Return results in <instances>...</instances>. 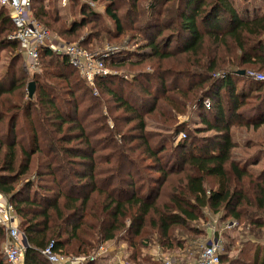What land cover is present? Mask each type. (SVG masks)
<instances>
[{"label": "trees", "instance_id": "trees-1", "mask_svg": "<svg viewBox=\"0 0 264 264\" xmlns=\"http://www.w3.org/2000/svg\"><path fill=\"white\" fill-rule=\"evenodd\" d=\"M103 1L113 28L88 2L69 0L64 16L55 0L32 5L45 28L84 49L94 39L129 42L107 62L125 78L93 85L49 46L30 77L0 8V52L9 53L0 65V194L28 241L24 264H50L41 253L50 242L65 256L114 243L131 264H161L145 249L183 251L180 238L204 235L205 211L242 227L239 254H222L221 264H264V247L248 248L264 238V169L236 156L233 130L264 125V82L249 76L264 71V10L251 0ZM6 236L0 227V264Z\"/></svg>", "mask_w": 264, "mask_h": 264}, {"label": "built area", "instance_id": "built-area-1", "mask_svg": "<svg viewBox=\"0 0 264 264\" xmlns=\"http://www.w3.org/2000/svg\"><path fill=\"white\" fill-rule=\"evenodd\" d=\"M34 0H0V8L10 12V18L15 27V32L10 39L17 40L20 44L19 52L24 54L29 62L31 71L40 68V49L49 46L55 53L68 56L71 64L77 68L83 78L91 85L98 77L118 75L117 72L107 65L108 60L114 54L129 50V46H107L90 52L75 45L56 44L52 32L45 28L32 15ZM69 0H60L61 7H66ZM94 5L93 3H91ZM249 76L257 81L264 82V74L249 72ZM125 78V76H124ZM185 137V135H183ZM182 137V138H183ZM0 227L4 228L9 241L4 248V256L9 264H21L24 259L25 247L23 233L19 230L17 217L13 207L5 199L0 197ZM223 246L220 241L201 247L198 257L189 264H221ZM119 251V252H118ZM109 244L101 245L97 251L89 256L70 257L55 251V243L50 242L43 250L42 255L50 264H86L104 258L110 254ZM113 261L109 264H131L127 260L126 251L117 248L113 251ZM105 253V254H104ZM161 264H182L177 258L170 256H154Z\"/></svg>", "mask_w": 264, "mask_h": 264}, {"label": "rangeland", "instance_id": "rangeland-1", "mask_svg": "<svg viewBox=\"0 0 264 264\" xmlns=\"http://www.w3.org/2000/svg\"><path fill=\"white\" fill-rule=\"evenodd\" d=\"M48 1H50V0H46V2H48ZM55 1H56V6H57V11L60 13V15H62V16L66 15L68 8H65V9L61 8L58 4V1L57 0H55ZM78 1L80 4L82 2H88L89 4L93 3L94 5L91 4L92 7L96 10H99V12H101V13H99L100 14L99 15L100 16L99 17V20H100L99 23L102 25V27L104 28V26H106V27L113 28L111 22L104 16V1L103 0L101 2H95L92 0H78ZM251 2H253V5H254L256 11H258L259 13L264 10V2L262 0H251ZM87 32L89 33V30L85 29L84 35H86ZM52 34H53V32H52ZM53 36H54V41L56 44L75 45L78 43V42H76V43L69 42L66 38L60 37L56 34H53ZM83 38L84 37H81L80 39H83ZM107 46H117V47L129 46V42L125 41V40L123 41V38H121L118 41L106 40L103 42L101 40L99 41V40L94 39L88 43V47L90 49H92V50H89L90 52H94L95 50L102 49V48H105ZM86 50H88V49H86ZM17 53H19V52H17ZM119 54H122V53H119ZM119 54H114L110 60H112L113 58H116ZM21 56H22V62H23L24 70L31 77L33 75V72L30 71L28 59L24 54H22ZM127 57H129V54ZM8 58H9L8 51H1L0 52V65L2 67H4L6 65V63L8 62ZM39 70H41V69H39ZM128 71L129 72L126 71L127 76L129 78H131L132 75L135 73V71H138V69H131V71L130 70H128ZM116 72L119 76H122V77H124V75H126L125 73L122 72V70L121 71L117 70ZM254 72H257V71H254ZM257 73L264 74V71L257 72ZM128 91L129 90L127 88L126 92H128ZM178 119L180 122L188 120V118H186L184 116H179ZM195 122L198 123V121H195ZM148 124H149V126H148L149 130H154L155 132L162 134L164 137L170 136L171 131L169 130V128L159 127L154 122H149ZM196 126L199 127L200 125H196L194 123H193V125H191L192 129H195ZM233 130H234V139H235V142L237 144V148L235 149L236 156L238 158L244 159V161L249 162L250 161L249 158H252L254 155H256L257 158L255 160L257 162L250 164V166L254 172L259 173L260 171H262L264 169V153L259 151L261 148H264V125L262 127H260L259 129H256V130H254L252 128L251 129H243V130L242 129H233ZM200 136H205V134L200 135ZM182 137H183V135L180 136V138H182ZM170 144H171V142H170ZM170 144H169V146H170ZM205 212H206L205 213V219H204V221H201V224L203 225L204 235L198 236L199 239L194 240V241H193V236H195V235H189V238H187V239L180 238V240L183 241L184 250H188L190 252V256L193 257L201 251L202 246H204V245L206 246L208 244L213 243L214 240H217V241H221L223 243V247H225L222 250L223 256H225L228 253H229L228 255L230 258L237 256L239 254L238 253V251H239L238 246L240 245L239 241H240V238L242 239V237H240L242 227H240L239 224L235 221L226 220L225 222H221L220 216L213 215L212 213H210L208 211H205ZM234 239L236 240V243L234 246L231 247L230 246L231 241H233ZM237 239H239V241ZM5 243H6V241H5ZM258 244H259V246L264 247V238H260L257 240L252 239V242L249 244L248 248L254 247L255 245H258ZM155 246H159L158 243L151 242V244L145 249L144 254H146L148 257H151L152 249ZM228 246H230L231 248L228 249ZM119 247L120 246L117 245V248H119ZM122 247L126 251V246H121L120 248H122ZM179 253H180V251L174 250L173 252L169 253L168 255L174 256V255H178ZM126 255H127V253H126ZM110 258L112 259V255H109V254L104 255V261L107 264L111 262Z\"/></svg>", "mask_w": 264, "mask_h": 264}, {"label": "crops", "instance_id": "crops-1", "mask_svg": "<svg viewBox=\"0 0 264 264\" xmlns=\"http://www.w3.org/2000/svg\"><path fill=\"white\" fill-rule=\"evenodd\" d=\"M58 1V4H59V6L61 7V5H60V0H57ZM61 8H63V7H61ZM65 8V7H64ZM20 53V52H19ZM31 71V70H30ZM197 121H198V119H197ZM260 152H264V148H261L260 150H259ZM260 156V155H259ZM252 158H257L256 157V155H254ZM0 197L2 198V200H6V201H8L9 202V200L5 197V196H3L2 194H0ZM16 214V213H15ZM16 217H17V224L19 225L20 224V219L18 218V216L16 215ZM20 230V229H19ZM24 235V234H23ZM5 241H6V243L5 244H3V246H2V252H3V254H4V248H5V246H6V244H7V242L9 241V238H8V235L6 236V239H5ZM215 241V240H214ZM221 242V241H220ZM221 244H222V246H223V243L221 242ZM123 246V245H122ZM121 247V246H120ZM119 247V248H120ZM118 248V249H119ZM123 248V247H122ZM224 248V247H223ZM124 249V248H123ZM25 250H26V248H25ZM115 250H117V245H114V243H109V251H112V252H110V254L109 255H112V259L110 258V260L111 261H113V255H114V253L115 252H113V251H115ZM119 252V251H118ZM25 253V252H24ZM198 254L199 253H197L195 256H193V257H191L190 256V252L188 251V250H183V251H180V253L178 254V255H168L167 253H163L162 252V250L160 249V247H158V246H155L153 249H152V254H151V256L155 259V257L154 256H156V255H160V256H170V257H174V258H177V260H179V262H181L182 264H189V263H191L192 262V260H194V259H196L197 257H198ZM81 256H84V255H81ZM5 257V256H4ZM70 257H78V256H74V255H72V256H70ZM5 260H6V258H5ZM7 261V260H6ZM8 263V262H7ZM89 263H94V264H107L105 261H104V258H100V259H98L97 261H95V262H89ZM9 264V263H8ZM21 264H24V259H23V261H22V263ZM86 264H88V263H86ZM109 264V263H108Z\"/></svg>", "mask_w": 264, "mask_h": 264}, {"label": "water", "instance_id": "water-1", "mask_svg": "<svg viewBox=\"0 0 264 264\" xmlns=\"http://www.w3.org/2000/svg\"><path fill=\"white\" fill-rule=\"evenodd\" d=\"M244 71H241L239 74L240 75H244ZM34 93H35V84L33 82H31L29 84V87H28V94H29V97L32 98L34 96ZM23 244H24V247L25 248H28L29 247V244H28V241L26 239V237L23 235Z\"/></svg>", "mask_w": 264, "mask_h": 264}]
</instances>
